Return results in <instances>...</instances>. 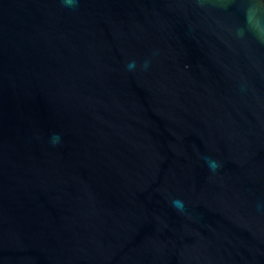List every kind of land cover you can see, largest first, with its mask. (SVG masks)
I'll list each match as a JSON object with an SVG mask.
<instances>
[{
    "label": "water",
    "instance_id": "95a60500",
    "mask_svg": "<svg viewBox=\"0 0 264 264\" xmlns=\"http://www.w3.org/2000/svg\"><path fill=\"white\" fill-rule=\"evenodd\" d=\"M250 28L264 0H0V264H264Z\"/></svg>",
    "mask_w": 264,
    "mask_h": 264
},
{
    "label": "clouds",
    "instance_id": "9594fccd",
    "mask_svg": "<svg viewBox=\"0 0 264 264\" xmlns=\"http://www.w3.org/2000/svg\"><path fill=\"white\" fill-rule=\"evenodd\" d=\"M67 3H71L72 0H66ZM249 31L251 32V34L253 35V37L257 40H260L261 38V35L264 34V31H260L256 28H250ZM134 63H130L128 65V68L129 70H131L132 68H134ZM56 135V134H54ZM206 163H209V167H210V170H212V164L216 163L214 161H206ZM171 205L172 207L176 208L178 211H181L182 210V207H183V201L178 199V198H175L172 200L171 202Z\"/></svg>",
    "mask_w": 264,
    "mask_h": 264
}]
</instances>
